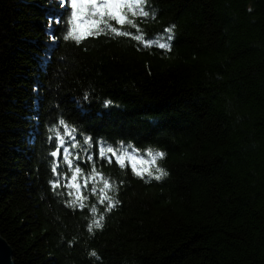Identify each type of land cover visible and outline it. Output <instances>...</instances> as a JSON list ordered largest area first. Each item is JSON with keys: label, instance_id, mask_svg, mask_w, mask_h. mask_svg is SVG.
<instances>
[{"label": "trees", "instance_id": "16d2710c", "mask_svg": "<svg viewBox=\"0 0 264 264\" xmlns=\"http://www.w3.org/2000/svg\"><path fill=\"white\" fill-rule=\"evenodd\" d=\"M151 3L148 40L77 42L70 0H0V235L15 264H264V0ZM172 25L171 51L153 47ZM60 118L94 152H164L167 175L97 159L121 203L74 209L75 189L50 187Z\"/></svg>", "mask_w": 264, "mask_h": 264}, {"label": "snow or ice", "instance_id": "6c2138e0", "mask_svg": "<svg viewBox=\"0 0 264 264\" xmlns=\"http://www.w3.org/2000/svg\"><path fill=\"white\" fill-rule=\"evenodd\" d=\"M62 6L69 5V0H61ZM71 30L68 36L80 42L86 37L99 36L104 34L109 38L116 36L120 38L134 39L140 43L148 40L147 36H141L139 32L145 29H138V25L144 20L152 19L157 10L151 0H70ZM69 21L56 20L55 23H64L66 26ZM175 25L162 30L161 42L153 44L160 50L171 51L174 39ZM141 46H144L141 44ZM88 101L90 97L84 95L82 98ZM105 106L111 105L112 100L101 101ZM59 127H50L49 135L46 140L54 148L49 153L50 159V187L55 190L67 187L75 189L77 196L70 205L75 208H85V201L94 198L96 203L92 205L93 212H111L118 207L121 201L117 196L111 195L112 192H119L123 181L113 186L111 181L103 175L102 171L96 168V160L106 161L109 165L116 164L124 168L130 162L131 171L139 178L161 180L167 175L166 170L159 167L158 160L165 157V153L150 151L145 156L131 152L118 151L113 147L100 146L98 151L92 149V137L84 136L83 143L77 139L69 130L66 120L60 118L51 122ZM54 133V134H53ZM63 133V134H62ZM67 134V135H65ZM92 163V168L85 172L81 164ZM91 181V183H90ZM99 181V186H97ZM90 189L85 195L83 190ZM71 195V191L69 192ZM96 228H103V224L94 220ZM92 229L90 228L89 231ZM96 256L95 252L91 253Z\"/></svg>", "mask_w": 264, "mask_h": 264}, {"label": "water", "instance_id": "95a60500", "mask_svg": "<svg viewBox=\"0 0 264 264\" xmlns=\"http://www.w3.org/2000/svg\"><path fill=\"white\" fill-rule=\"evenodd\" d=\"M0 264H15L13 252L8 243L0 235Z\"/></svg>", "mask_w": 264, "mask_h": 264}]
</instances>
